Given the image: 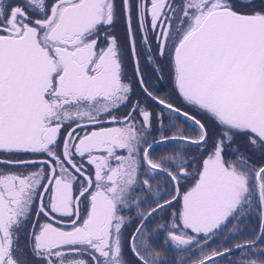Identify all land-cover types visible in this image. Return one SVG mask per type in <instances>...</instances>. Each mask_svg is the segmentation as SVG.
Wrapping results in <instances>:
<instances>
[{"label": "snow or ice", "instance_id": "snow-or-ice-1", "mask_svg": "<svg viewBox=\"0 0 264 264\" xmlns=\"http://www.w3.org/2000/svg\"><path fill=\"white\" fill-rule=\"evenodd\" d=\"M0 264H264V0H0Z\"/></svg>", "mask_w": 264, "mask_h": 264}, {"label": "flooded vegetation", "instance_id": "flooded-vegetation-1", "mask_svg": "<svg viewBox=\"0 0 264 264\" xmlns=\"http://www.w3.org/2000/svg\"><path fill=\"white\" fill-rule=\"evenodd\" d=\"M255 222H256V217H255V213L253 212L243 219L242 224L248 229H252L257 225ZM173 256H178L176 255V251L175 250L169 251L168 258L171 259Z\"/></svg>", "mask_w": 264, "mask_h": 264}, {"label": "rangeland", "instance_id": "rangeland-1", "mask_svg": "<svg viewBox=\"0 0 264 264\" xmlns=\"http://www.w3.org/2000/svg\"><path fill=\"white\" fill-rule=\"evenodd\" d=\"M121 34H122V31H121ZM255 217H256V224L258 225V223H259V218H258V216L255 214ZM176 255H179L177 252H176Z\"/></svg>", "mask_w": 264, "mask_h": 264}]
</instances>
